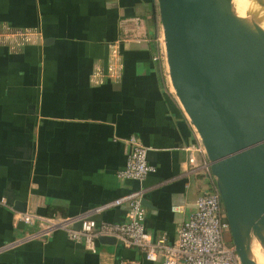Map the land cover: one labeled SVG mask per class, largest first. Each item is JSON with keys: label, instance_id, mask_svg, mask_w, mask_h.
Wrapping results in <instances>:
<instances>
[{"label": "crops", "instance_id": "1", "mask_svg": "<svg viewBox=\"0 0 264 264\" xmlns=\"http://www.w3.org/2000/svg\"><path fill=\"white\" fill-rule=\"evenodd\" d=\"M159 38L157 0H0V264H161L16 218L122 223L126 205L98 209L140 191L151 239L175 240L208 181L187 173L193 130L153 61ZM130 137L155 168L143 182L117 177Z\"/></svg>", "mask_w": 264, "mask_h": 264}, {"label": "water", "instance_id": "2", "mask_svg": "<svg viewBox=\"0 0 264 264\" xmlns=\"http://www.w3.org/2000/svg\"><path fill=\"white\" fill-rule=\"evenodd\" d=\"M157 13L171 88L203 144L231 244L241 264H257L253 244L264 251V31L238 16L232 0H157Z\"/></svg>", "mask_w": 264, "mask_h": 264}, {"label": "built area", "instance_id": "3", "mask_svg": "<svg viewBox=\"0 0 264 264\" xmlns=\"http://www.w3.org/2000/svg\"><path fill=\"white\" fill-rule=\"evenodd\" d=\"M153 61L165 84L171 88L163 38L158 40V50ZM192 130L193 142L185 148L188 153L187 173L207 180L208 189L197 197L194 212L179 225L173 242H167L165 235L156 240L149 236L145 229V210L140 191L98 209L126 205L127 218L122 223L96 222L89 216L75 220L42 218L30 213H17V220L25 225L44 222L41 234L49 235L62 230L69 240L82 244L93 253L96 252L98 238L109 237L114 238L123 248L137 249L148 262L160 260L161 264H241L229 238V226L220 196L216 188H213L215 184L206 152L198 135ZM126 144V164L117 177L143 182L149 174L155 172V168L147 162L148 149L135 137L126 140ZM171 211L181 212V207L174 206ZM70 222H77L78 228L69 227Z\"/></svg>", "mask_w": 264, "mask_h": 264}, {"label": "bare ground", "instance_id": "4", "mask_svg": "<svg viewBox=\"0 0 264 264\" xmlns=\"http://www.w3.org/2000/svg\"><path fill=\"white\" fill-rule=\"evenodd\" d=\"M259 0H232L233 8L238 16L241 17H250L255 20L259 27L264 31V3L261 4ZM255 248H257V255L259 260L264 264V251L260 248L258 244H253L252 246V255L257 264L260 262L255 257Z\"/></svg>", "mask_w": 264, "mask_h": 264}, {"label": "rangeland", "instance_id": "5", "mask_svg": "<svg viewBox=\"0 0 264 264\" xmlns=\"http://www.w3.org/2000/svg\"><path fill=\"white\" fill-rule=\"evenodd\" d=\"M237 1H240V0H237ZM258 2L261 3V4H263V3H264V0H259ZM229 238H230V236H229ZM254 253H255V257L258 259L259 257H258V255H257V248H255ZM259 259H260V258H259ZM259 259H258V260H259ZM259 261H260V262H258V263L263 264V262H262L261 260H259Z\"/></svg>", "mask_w": 264, "mask_h": 264}, {"label": "trees", "instance_id": "6", "mask_svg": "<svg viewBox=\"0 0 264 264\" xmlns=\"http://www.w3.org/2000/svg\"><path fill=\"white\" fill-rule=\"evenodd\" d=\"M215 186H213V188H214Z\"/></svg>", "mask_w": 264, "mask_h": 264}]
</instances>
